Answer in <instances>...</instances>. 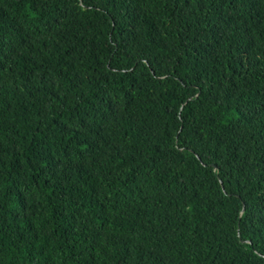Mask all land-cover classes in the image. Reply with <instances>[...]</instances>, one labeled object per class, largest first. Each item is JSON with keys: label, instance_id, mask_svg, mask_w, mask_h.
<instances>
[{"label": "trees", "instance_id": "trees-1", "mask_svg": "<svg viewBox=\"0 0 264 264\" xmlns=\"http://www.w3.org/2000/svg\"><path fill=\"white\" fill-rule=\"evenodd\" d=\"M0 264H264V0H0Z\"/></svg>", "mask_w": 264, "mask_h": 264}]
</instances>
